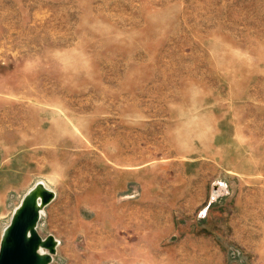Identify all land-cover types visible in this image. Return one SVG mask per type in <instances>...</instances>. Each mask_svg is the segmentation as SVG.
<instances>
[{"label": "rangeland", "instance_id": "1", "mask_svg": "<svg viewBox=\"0 0 264 264\" xmlns=\"http://www.w3.org/2000/svg\"><path fill=\"white\" fill-rule=\"evenodd\" d=\"M34 121L52 264H264V0H0V132Z\"/></svg>", "mask_w": 264, "mask_h": 264}, {"label": "crops", "instance_id": "2", "mask_svg": "<svg viewBox=\"0 0 264 264\" xmlns=\"http://www.w3.org/2000/svg\"><path fill=\"white\" fill-rule=\"evenodd\" d=\"M54 126L46 130L37 121L29 130L0 132V139L4 140L0 142V225L6 222L4 230L34 186L43 183L48 187L43 180L45 175L62 174L60 164L54 162V151L62 135ZM256 227L264 236V220Z\"/></svg>", "mask_w": 264, "mask_h": 264}, {"label": "water", "instance_id": "3", "mask_svg": "<svg viewBox=\"0 0 264 264\" xmlns=\"http://www.w3.org/2000/svg\"><path fill=\"white\" fill-rule=\"evenodd\" d=\"M40 220L41 217L28 205L14 214L7 237L1 244L0 264H46L49 261L39 252L42 245L38 233Z\"/></svg>", "mask_w": 264, "mask_h": 264}, {"label": "bare ground", "instance_id": "4", "mask_svg": "<svg viewBox=\"0 0 264 264\" xmlns=\"http://www.w3.org/2000/svg\"><path fill=\"white\" fill-rule=\"evenodd\" d=\"M54 199L55 194L49 190L45 184L39 183L25 195L20 207L15 211V214H18L19 210L24 205H28L37 212L39 217L42 218L44 209L47 208ZM8 231L9 228L7 227L2 234L1 244L6 239ZM58 247L59 242L54 237L50 236V239L47 240L42 238V245L39 247V252L44 258L49 259L46 264L53 263V256L57 253Z\"/></svg>", "mask_w": 264, "mask_h": 264}]
</instances>
